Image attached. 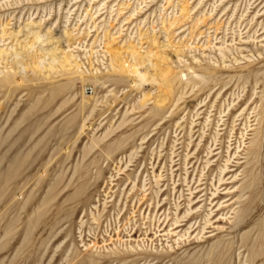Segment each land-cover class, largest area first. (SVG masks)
<instances>
[{
    "label": "rangeland",
    "instance_id": "rangeland-1",
    "mask_svg": "<svg viewBox=\"0 0 264 264\" xmlns=\"http://www.w3.org/2000/svg\"><path fill=\"white\" fill-rule=\"evenodd\" d=\"M0 83V264H264V0H0Z\"/></svg>",
    "mask_w": 264,
    "mask_h": 264
},
{
    "label": "bare ground",
    "instance_id": "bare-ground-1",
    "mask_svg": "<svg viewBox=\"0 0 264 264\" xmlns=\"http://www.w3.org/2000/svg\"><path fill=\"white\" fill-rule=\"evenodd\" d=\"M189 15V11H188V8L187 7H183L182 9H181V16H182V18H185V17H187ZM133 16V15H132ZM174 25V23H171L170 24V26L168 27V28H166V31H168V29H170L172 26ZM68 38H70L71 37V35H72V33L70 34V33H66L65 34ZM112 38H110V42L106 45V47H107V49L109 50V49H111L112 48V46H111V43H113V42H115V40L114 39H112ZM152 40V43L153 44H156V40L155 39H151ZM250 40H253V41H250ZM250 41V42H249ZM254 41H256L255 39H254V37L252 38V37H249L248 38V41H245V43H243L244 45H246V44H250V43H252V44H254L255 42ZM69 42V41H68ZM70 47V46H69ZM227 50V48H223V47H220L219 49H218V51H219V55L222 57V58H225V53H224V51H226ZM110 53V52H109ZM66 54V57H65V63H67V64H69V67H70V70L69 71H74L75 73H78L79 71H80V66L77 64V63H75L74 65L73 64H71L70 62H69V57H68V55H69V51H68V53H65ZM261 55V54H260ZM2 58V57H1ZM236 62H238V61H236ZM235 62V63H236ZM224 65H225V63H224ZM200 68V67H199ZM224 68V67H223ZM234 68V67H233ZM211 67H208V69L207 70H205L207 73H214V72H216V71H214V69H213V71H211ZM220 69H221V67H220ZM203 73V72H202ZM215 76V75H214ZM199 76H197V78H198ZM13 78V77H12ZM142 78L143 79H148V77L144 74L143 76H142ZM152 79V78H151ZM149 80H150V78H149ZM175 80H179V81H181V77H176L175 78ZM13 82H14V80H13ZM173 82H174V80H172V81H170V82H168V83H162L161 85H162V87L163 88H165V87H167V90L165 91L164 90V93H166V94H168V95H170L171 93V89H172V84H173ZM8 84L9 83H11V80H9L8 82H7ZM1 84V83H0ZM168 84V85H167ZM11 85H13V84H11ZM5 86V85H4ZM164 102H161V104H163ZM241 104V103H240ZM243 104V103H242ZM239 105V104H238ZM230 107V106H229ZM235 107V106H234ZM242 107V106H241ZM254 111H256V109L254 110ZM225 112V111H224ZM244 112V111H243ZM221 113V112H220ZM222 114H224V113H222ZM221 114V115H222ZM263 114H264V108H263ZM220 115V114H219ZM231 115H233V114H231ZM245 115V114H244ZM235 116V115H234ZM242 117H243V115H241ZM247 116V115H246ZM259 116H260V113L259 114H257L256 115V122H257V125L256 126H261L263 123V121H262V117L261 118H259ZM222 117V116H221ZM240 117V116H239ZM238 117V118H239ZM245 117V116H244ZM231 118H233V117H231ZM237 118V119H238ZM235 119H236V117H234L233 118V123H231V127L232 128H230V133H228L229 135H228V139H231V138H233V136H234V134H233V132L234 131H236L235 130V127H237L236 125H235V123L237 122V121H239V120H237V121H235ZM245 119H246V122H245V124L243 125V129L242 130H240V141H242V142H239V147H237V151L241 148V144H243V145H245L244 144V139L247 137V131H248V129L249 128H251L252 126H250L249 125V123H251V122H249L248 120H249V117L248 118H246L245 117ZM221 120V119H220ZM230 120H232V119H230ZM244 120V119H243ZM234 125H235V127H234ZM253 132H255L254 133V138L251 140V142L249 143V146H248V148H247V151H246V154H245V160L247 161V164L246 165H249V161L250 160H253V159H255V158H257L258 157V155L260 154V152H261V149H262V143H263V141H264V130L261 128V127H259L258 129H256L255 128V130H252ZM218 135V134H217ZM235 135H237V133L235 134ZM219 137V136H218ZM236 137V136H235ZM227 138H225V139H227ZM201 139H203L202 137H201ZM215 139V138H214ZM224 139V140H225ZM222 140V139H221ZM217 141V140H216ZM204 146H205V143H204ZM202 148H204V147H202ZM212 153V152H211ZM236 155V154H235ZM198 158V157H197ZM214 158V157H213ZM257 160V159H256ZM239 159L237 160V165H239L240 163H239ZM252 162H254V161H252ZM207 164H206V166L207 167H209V165H210V160L209 161H207L206 162ZM230 163H231V156L226 160V162H225V166L224 167H222V168H220V177H219V184H221V183H223L224 181H225V177L230 173V172H228L230 169H231V167L229 166L230 165ZM211 170V169H210ZM213 171L211 170V173H212ZM223 177H222V176ZM218 190V189H217ZM242 191H245V188H243L242 189ZM216 195V193H213V196H215ZM194 200V199H193ZM193 200L192 201H190V203H189V205H191V203L193 202ZM193 210H194V208H191V209H188L187 211H186V213H185V215H184V222H186L187 224L193 219H197L198 218V215H191L192 213H193ZM210 215L211 214H208V219H207V221H206V224H210L211 222H210V220H209V218H210ZM190 216V217H189ZM186 218V219H185ZM187 219H189V220H187ZM180 223V218L178 217L177 218V220L175 221V225H178ZM185 223V225L184 226H186L187 224ZM247 223H243V225L245 226ZM242 225V226H243ZM180 227H183V226H180ZM205 230V228H203V231ZM184 236H186V235H184ZM184 236H182V237H184ZM132 249V248H131ZM133 250V249H132ZM253 250V249H252ZM256 252V251H255ZM253 254H254V252H253ZM252 254V255H253ZM255 256V255H254ZM256 257V256H255Z\"/></svg>",
    "mask_w": 264,
    "mask_h": 264
}]
</instances>
